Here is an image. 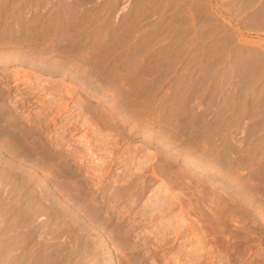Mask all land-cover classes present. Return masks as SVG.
<instances>
[{"label": "rangeland", "instance_id": "rangeland-1", "mask_svg": "<svg viewBox=\"0 0 264 264\" xmlns=\"http://www.w3.org/2000/svg\"><path fill=\"white\" fill-rule=\"evenodd\" d=\"M39 263L264 264V0H0V264Z\"/></svg>", "mask_w": 264, "mask_h": 264}, {"label": "bare ground", "instance_id": "bare-ground-1", "mask_svg": "<svg viewBox=\"0 0 264 264\" xmlns=\"http://www.w3.org/2000/svg\"><path fill=\"white\" fill-rule=\"evenodd\" d=\"M8 2H11V1H8ZM17 3V2H16ZM10 4V3H9ZM18 4V3H17ZM20 4V3H19ZM4 5V4H3ZM6 5V4H5ZM7 6V5H6ZM18 6V5H17ZM13 7V6H12ZM16 9V8H15ZM246 9V8H245ZM243 10V9H242ZM51 247V246H50ZM49 247V248H50ZM48 248V247H47ZM54 248V247H53ZM52 248V249H53ZM62 248V247H61ZM66 248V247H65ZM46 249V248H45ZM50 251V250H49ZM48 252V251H47ZM57 253V252H56ZM43 254V253H42ZM51 254V253H50ZM46 256V255H45ZM48 257V256H47ZM52 258V257H51ZM51 258H49V259H51ZM52 260V259H51ZM55 261V260H54ZM63 261V260H62ZM50 262V261H49ZM57 262V261H56ZM40 264V263H39ZM56 264V263H55ZM62 264V263H61Z\"/></svg>", "mask_w": 264, "mask_h": 264}]
</instances>
